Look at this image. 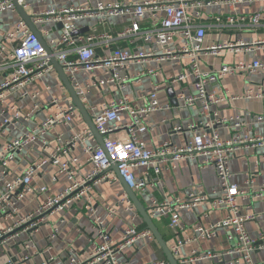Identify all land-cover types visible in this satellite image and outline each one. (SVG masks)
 Listing matches in <instances>:
<instances>
[{"label": "built area", "instance_id": "1", "mask_svg": "<svg viewBox=\"0 0 264 264\" xmlns=\"http://www.w3.org/2000/svg\"><path fill=\"white\" fill-rule=\"evenodd\" d=\"M23 6L24 0H16ZM264 0H140V1H96L93 5L73 6L69 5L58 9L34 13V24L45 22H58L61 30L57 38L49 40L48 46L52 54L63 67L73 88L82 102H85L87 92L93 86L112 85L119 90L125 88L132 79L139 80L145 72L155 73L150 68L146 71H138L134 75L123 73L133 62L151 56L153 60H176L182 64V70L177 75L169 78V83L184 82L188 77L192 78L195 93L186 94L179 92L176 98L182 107H190L200 103V113L207 114L210 105L216 104L228 96L235 99L238 96L226 93H216L209 89V85L219 81L227 75L239 73L264 72V60L251 62L239 61L235 64H224L215 70H203L200 66L201 58L208 55H218L222 52L248 51L253 46L264 49V39L252 44L244 42L205 43L206 27L198 22L201 13L207 7L226 3L234 6L238 3H249ZM13 0H0V13L15 11ZM129 16L131 22L119 30L115 39L126 41L135 45L136 39L158 46H165L179 39V45L175 49H165L156 55L152 52L132 51L129 48H116L104 56H98L96 46L98 42L107 43L111 37L108 33L83 32L78 22L84 19L97 18L105 20L110 17ZM150 18L147 26L141 25V20ZM223 18L227 21L248 22L252 26L264 23V11L233 16H215L220 23ZM48 35V32H45ZM97 69H106L109 75L105 78L93 79L84 85L75 77L77 70L91 72ZM0 70L6 71L5 78L0 82V112H4L3 102L5 97L13 90L19 91V96L37 98L39 91L28 92L25 87L34 81L43 78L51 70L50 56L44 49L40 39L30 30L23 19H18L14 26L6 30L0 36ZM46 89H49L46 86ZM159 86L152 84L147 99L140 104H135L125 93L112 99L97 109L90 105L92 122L99 134L103 135V146L97 143L88 128L73 132L68 138L62 135L55 137L54 145L48 154L49 143L44 139L46 132L56 125H68L77 108L74 104L61 105L56 97H51L48 107H53L50 113L40 124L26 130L12 141L0 148V247L17 235L19 231L37 228L42 214L52 213L66 209L80 199L84 200V208L91 219V227L95 237L89 239L91 249L84 257H78L71 250L67 253L65 264H121L119 254L137 239L142 237L153 238L152 233L145 229H139L131 224L127 226L120 239L115 241L110 232L105 228L104 218L93 208L89 196L93 188L100 182H115L117 176L112 170V164L116 165L118 174L133 190H142L151 181V173L160 175L164 169H173L180 160H191L201 157L202 166H210L214 169L217 179V188H212L209 193H188L185 196H173L171 198H152L146 205V210L152 218L165 217L169 228L175 234V240L170 246V251L178 263L186 264L197 260L218 259L224 261L230 256L228 264H262L253 259V253L264 250V232L252 236L246 228L248 221L254 220L256 215L245 213L238 206V199L245 197L263 198L264 181L254 186L253 176H249L243 185L231 180L232 171L229 166L231 155L243 149L263 147L264 129L261 133H255L252 128L243 133L245 121L241 115L226 116L208 122L203 119L192 120L185 125H175L174 131H192L193 136L182 144H176L171 140L159 143L156 147L147 148L140 140V135L149 126L145 118L156 111L169 108V104H162L158 97ZM246 99H260L264 97V84L248 87L243 95ZM38 103H33L26 112L15 106H11L12 117H4L0 122V132L19 117L27 118L40 110ZM121 112H125L127 120H121ZM256 122H263L264 115L253 116ZM214 125H222L232 134L228 138H222ZM123 129L126 133L124 140L110 138L109 134ZM90 139L91 143L83 146L85 163H91L92 168L83 174L79 171L84 168L83 162L73 154L78 142ZM40 142L44 155L36 162L29 165L22 173L9 175L8 164L23 147ZM47 163L57 168L58 173L65 175L67 185L60 192L48 195L42 205L34 212L19 214L18 203L27 194L36 190L46 191L45 186L35 187L33 181L40 169ZM141 167L140 176L134 172V168ZM210 201L217 208L225 211L221 219L208 225L195 223L191 234L183 237L180 233L184 227L181 224V211L194 209L199 203ZM121 202L125 208L136 215L131 200L124 195ZM113 207L108 209L110 215ZM264 215V213H263ZM14 218L9 224L4 223ZM220 229H228L227 240L232 243L223 251L200 250L193 247L187 257H180V248L194 241H206L217 236ZM29 242V241H28ZM25 255L23 259H27ZM146 264H167L165 259H153Z\"/></svg>", "mask_w": 264, "mask_h": 264}, {"label": "crops", "instance_id": "2", "mask_svg": "<svg viewBox=\"0 0 264 264\" xmlns=\"http://www.w3.org/2000/svg\"><path fill=\"white\" fill-rule=\"evenodd\" d=\"M96 1L98 0H24L22 7L32 17L34 13L52 8L58 9L69 5H93ZM102 1L114 2L117 0ZM261 11H264V1L238 3L234 6L222 3L205 8L200 18H198V22L206 27L205 43L244 42L252 44L257 40L264 39V23L259 26H252L248 22H239L237 20L230 22L226 18H223L218 23L214 19L215 16L229 15L237 17L241 14L246 15ZM20 18L17 10L0 13V36L6 30L11 29ZM130 22L131 18L125 16L110 17L105 20H99L97 18L84 19L79 21L78 24L83 32H104L110 35L111 39L107 42L109 47L105 45L106 42H98L96 46L98 56H104L116 48H129L132 51L152 52L155 53L153 55H156L158 52H162L167 48L175 49L179 45V39L171 42L168 47L143 42L140 37L136 39L135 45H130L126 41L115 39L116 33ZM140 22L145 27L149 24L150 18L145 17ZM35 25L47 44L50 39L57 38L61 30V25L58 22H45ZM46 31L48 35L45 34ZM151 58V56H148L131 63L123 73L134 75L138 71H146L150 68L154 69L155 73L145 72L139 80L132 79L129 81L122 90L109 84L91 87L87 92L85 102L81 101L90 117V105L101 109L103 104L118 98L122 93L127 94L135 104L142 103L147 99L152 84L156 83L159 86L158 97L160 102L162 104L168 103L169 108L153 112L145 118V122L150 129L140 135V140L147 148L156 147L159 143L166 140H171L176 144H182L186 140H190L193 136L192 131H174L173 127L175 125H185L192 120L198 119L214 122L221 117L239 114L245 121L243 133L250 130L249 128H252L255 133H261L263 131L264 121L256 122L253 116L264 115V97L260 99H246L242 95L248 87L264 84V72H246L227 75L219 81L211 83L209 89H214L216 93H226L227 96L235 95L238 97L231 99L228 96L224 100L210 105L207 114H201L199 102L190 107H182L180 101L176 98V94L179 92L186 94L195 93L191 77H188L182 83H169L170 77L181 72L183 63H179L176 60L156 61ZM254 60H264V49L253 46L248 51L240 50L234 53L225 51L218 55L204 56L201 58L200 66L203 70H215L224 64L229 65L239 61L251 62ZM6 74V71L0 70V82L5 78ZM108 75L109 71L106 69H97L91 72L77 70L75 72L76 80L82 85L89 83L93 79L105 78ZM46 86L49 89H46ZM169 88L173 90V96H169ZM25 89L28 92L39 91V95L37 98L32 99L30 96H19L18 90H13L8 93L3 102L4 112H0V122L5 116L12 117V111L10 109L12 105L23 112L30 109L33 103H38L41 108L27 118L19 117L15 121L11 120V123L0 132V148L21 133L40 124L52 113L53 107H48L51 97H56L61 105L72 103L68 91L59 79V75L54 68L43 78L27 85ZM172 97L175 98L177 104L171 102ZM121 120H127L125 112H121ZM214 127H216L218 133L224 139L232 134V130L222 125H214ZM84 128H88V126L78 110L68 125L60 124L50 128L44 135V139L47 140L50 146L44 152L45 155L51 151L56 136L61 134L63 138H68L73 132L81 131ZM92 136L98 143L97 138L93 134ZM109 137L124 140L126 133L123 129H118L110 133ZM89 143H91L89 138L84 142L80 141L73 151V154L84 165V168L79 171V174H83L92 168L91 163H85L86 156L83 152V146ZM44 153L40 142L23 147L8 164L9 175L12 173H22L29 165L44 155ZM201 159V157H197L191 160H180L173 169H164L158 176L151 173L149 176L151 182L142 190H134L145 208L148 201L152 198L163 199L173 196L181 197L188 193H209L212 188H217L218 179L214 169L210 166H202ZM229 166L232 171L231 180L233 182L243 185V182L249 176H253L254 186L259 185L264 181V146L247 148L235 152L229 159ZM134 172L137 176H140L143 168L136 167L134 168ZM33 183L36 188L45 186L46 191L41 192L36 190L34 193L27 194L20 200L18 210L21 215L36 211L48 195L58 193L64 189L67 185V179L65 175L58 173L54 165L47 163L34 177ZM124 195L126 194L123 185L117 178L115 182L103 181L98 183L89 196L93 208L104 218L105 228L110 232L111 237L115 241L120 239L124 229L131 224L139 229H145V224L136 208L134 207L136 215L132 217V213L121 202V198ZM84 200L86 199H80L73 206L60 211L44 213L37 228L19 231L17 235L10 238L6 244L0 247V264H65L67 253L71 250L78 257H84L92 247L89 239L95 237L88 211L83 206ZM238 206L243 212L256 215L254 220L246 223V228L250 235L256 236L259 232H264V197L239 198ZM110 207H113L114 211L109 215L108 209ZM224 214V209L214 207L210 201L201 202L194 209H184L181 211V224L184 229L180 235L187 237L191 234L190 227L193 224L208 225L213 221L221 219ZM152 219L170 249V246L175 240V234L169 228L168 220L165 217ZM12 220L14 218H10L4 225L6 226ZM227 232L228 229H220L217 236L210 240L194 241L190 244H185L180 248V257H187L193 247L200 250H225L232 243L226 238ZM159 248L160 246L154 237L152 239L148 237L139 238L132 245L124 248L119 254L120 263L146 264L153 259L166 260L162 249L160 248V251ZM25 255H28L27 259H23ZM252 256L255 261L264 264V250H257ZM229 258L231 257L227 256L225 262L212 258L197 260L186 264H228L227 261Z\"/></svg>", "mask_w": 264, "mask_h": 264}, {"label": "water", "instance_id": "3", "mask_svg": "<svg viewBox=\"0 0 264 264\" xmlns=\"http://www.w3.org/2000/svg\"><path fill=\"white\" fill-rule=\"evenodd\" d=\"M13 3H14V6H15L17 12L19 13L21 19H23L25 21V23L28 25L30 30L33 31L37 35V37L40 39L42 45L44 46V49L46 50V52L50 56V60H51V64H52L53 68L57 71V73L59 75V79L61 80V82L65 86L66 90L68 91V93L71 97L72 103L75 105L78 112L81 114L82 118L86 122V124H87L88 128L90 129V131L92 132V134L97 138L98 143L101 146H103V135L99 134V132L95 129L94 124L92 122V119L87 112V109L85 108L84 104L81 102L79 97L77 96V94H76L72 84L70 83V80H69L67 74L65 73L63 67L56 60V58L52 54L50 47L48 46V44L46 43V41L42 37L41 32L37 29L36 25L33 23L32 17L25 11V9L22 7V5H20L16 0H13ZM170 90H171V88H169L168 94H169V96H173V90H171V91ZM171 102L174 104H177V101L175 100L174 97L171 98ZM112 169L115 172V174H116L117 178L119 179V181L121 182V184L123 185L125 194L131 200L132 204L134 205L137 212L139 213L142 221L145 224V228L152 233L156 242L159 244L160 248L162 249L167 263L168 264H179L177 259L171 253L166 241L163 239L157 225L155 224V222L153 221L151 216L147 213V210H146L144 204L141 202V200L137 196V193L133 189H131L126 184V182L122 179V177L118 174V171L116 169V165L114 163L112 164Z\"/></svg>", "mask_w": 264, "mask_h": 264}, {"label": "trees", "instance_id": "4", "mask_svg": "<svg viewBox=\"0 0 264 264\" xmlns=\"http://www.w3.org/2000/svg\"><path fill=\"white\" fill-rule=\"evenodd\" d=\"M159 250L161 251V249L159 248Z\"/></svg>", "mask_w": 264, "mask_h": 264}]
</instances>
